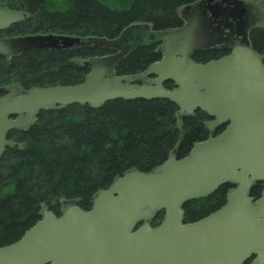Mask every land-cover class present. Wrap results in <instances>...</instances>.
Returning a JSON list of instances; mask_svg holds the SVG:
<instances>
[{
	"label": "water",
	"instance_id": "1",
	"mask_svg": "<svg viewBox=\"0 0 264 264\" xmlns=\"http://www.w3.org/2000/svg\"><path fill=\"white\" fill-rule=\"evenodd\" d=\"M207 0L186 7L187 22L176 29L148 32L160 42L163 56L143 73L116 74L122 54L96 56L84 82L34 87L14 84L1 89L0 158L14 143L9 134L27 129L44 110L116 99H168L179 115L201 109L215 118L220 134L194 143L178 158L174 153L150 172L129 170L100 190L90 210L66 201L57 216L43 215L16 242L0 247V264H264V188L254 199L251 189L264 182V60L247 45L207 63L193 60L198 50L223 44L208 13ZM19 11L0 9V32L23 20ZM149 27V26H146ZM154 40V41H153ZM87 39L60 34L0 37V54L29 49H72ZM154 75L148 84L137 82ZM166 81H174L168 89ZM226 182L235 183L226 204L208 216L184 222L183 205L207 197ZM165 211L156 227L142 221Z\"/></svg>",
	"mask_w": 264,
	"mask_h": 264
},
{
	"label": "trees",
	"instance_id": "2",
	"mask_svg": "<svg viewBox=\"0 0 264 264\" xmlns=\"http://www.w3.org/2000/svg\"><path fill=\"white\" fill-rule=\"evenodd\" d=\"M5 1L29 15L6 34L56 33L97 42L76 49L33 48L12 57L0 54V88L20 84L29 91L83 82L91 70L85 60L117 52L105 42L124 37V31L139 22L157 30L181 27L178 10L199 0ZM251 40L264 55V26L252 30ZM125 50L118 74L139 73L162 55L156 45ZM221 56L211 49L193 59L206 63ZM178 112V105L164 98L116 99L100 107L74 104L44 110L30 128L11 131L10 139L19 145L8 147L0 158V247L19 240L41 218L43 205L53 210L60 199L68 198L89 209L97 191L126 171L150 172L173 151L178 158L186 156L195 142L209 137V117L202 110L181 118ZM233 187L226 182L207 197L187 201L186 220L220 209ZM263 187L257 182L251 195L259 197Z\"/></svg>",
	"mask_w": 264,
	"mask_h": 264
},
{
	"label": "flooded vegetation",
	"instance_id": "3",
	"mask_svg": "<svg viewBox=\"0 0 264 264\" xmlns=\"http://www.w3.org/2000/svg\"><path fill=\"white\" fill-rule=\"evenodd\" d=\"M206 5L211 7V9L208 8L207 10H208L210 18H212L214 28L216 30L220 29L222 31V34H223V37L225 38V41L223 42V44L212 47L210 49L198 50L193 54V57L197 53H200L202 51H208L211 49L219 50L222 54L221 57H223L225 55L232 53L236 45L244 44V45L251 47L255 52L260 54L264 60V55L261 54L260 51L255 49V47L252 43V40H251V32L254 28H256L258 26H254V25L250 24L251 21L249 18V14H248L245 6H243V4L238 3L236 0H207ZM12 7L13 6L8 4V2H6L5 0H0V9L1 8H7V9L15 10V11L18 10L16 8H12ZM188 12L189 11H185L184 15H188ZM19 24H21V23H19ZM12 26L7 27L5 30L0 32V37L16 36V35H9V34L5 33ZM134 30H136V31L138 30V33L136 32V34H134V36L133 35L131 36L134 38L133 42L137 43V42L146 40L148 43L146 45H157L154 43L150 44L151 42L148 41L151 39L147 36V33H148L147 28H145V27H139L138 28L137 27ZM157 47H158V45H157ZM161 57H162V55H161ZM147 79H148V77H143L140 82L141 83L147 82ZM164 85L166 87H172V88H174L176 86L174 81H166L164 83ZM208 117H209V120L207 122L215 119L209 115H208ZM207 122H206V125H207ZM227 125H228V122L219 125L217 128H215L213 130H209V128L207 127L208 130L210 131L209 137L216 136V135L220 134L223 130H225ZM209 137H207V138H209ZM91 208H92V206H91ZM91 208L84 209V210H90ZM52 211L59 216L60 214H62L63 204L61 206H55ZM185 217L186 216H185V212H184V222L185 223L194 222L193 220H189V219L186 220ZM162 219L163 218H160V221ZM160 221H159L158 217H155L154 219H151L148 222L150 225L155 227L160 223ZM143 223L144 222H141L139 225H142ZM253 257H254V255H253ZM251 262H252V258L248 259L243 264H251Z\"/></svg>",
	"mask_w": 264,
	"mask_h": 264
},
{
	"label": "rangeland",
	"instance_id": "4",
	"mask_svg": "<svg viewBox=\"0 0 264 264\" xmlns=\"http://www.w3.org/2000/svg\"><path fill=\"white\" fill-rule=\"evenodd\" d=\"M236 1L240 4H243V6H245V8L247 9L251 21L250 24L264 26V0H236ZM185 11H187L185 7H182L178 10L180 16H184ZM136 32L138 33V30L137 31L132 30L131 34L134 35L136 34ZM131 41L132 39L128 40L125 36L124 37L122 36L118 40H115L114 42L107 41L105 43L116 46L124 50L123 48H129ZM16 145L18 146L19 144ZM65 199H60V202L57 203L55 206H61L65 201ZM44 206L45 205H43V207Z\"/></svg>",
	"mask_w": 264,
	"mask_h": 264
}]
</instances>
